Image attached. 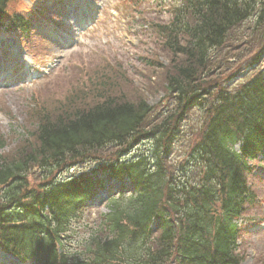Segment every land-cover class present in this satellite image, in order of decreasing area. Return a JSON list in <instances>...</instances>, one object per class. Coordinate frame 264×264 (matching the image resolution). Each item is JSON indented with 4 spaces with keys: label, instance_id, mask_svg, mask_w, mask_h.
I'll list each match as a JSON object with an SVG mask.
<instances>
[{
    "label": "trees",
    "instance_id": "16d2710c",
    "mask_svg": "<svg viewBox=\"0 0 264 264\" xmlns=\"http://www.w3.org/2000/svg\"><path fill=\"white\" fill-rule=\"evenodd\" d=\"M176 1L171 21L157 24L158 50L170 60L164 90L174 94V108L150 132L151 107L142 95L122 97L118 90L125 76L106 63L60 105L39 107L35 128L12 152L0 154L3 251L37 257L42 264H243L233 221L255 195L246 185V161L231 148L241 142L243 153L264 151L262 50L246 63L245 73L229 75V82L251 76L233 93L218 92L185 164L171 175L165 166L181 117L196 97L209 96L200 85L214 54L245 26L264 38V0ZM13 3L0 0V36L28 43L35 17L31 10L10 12ZM141 135L152 138L151 154L126 156V145ZM3 143L0 139V149ZM109 148L116 152L100 156ZM90 160L118 178L127 176L134 190L112 200L96 228L68 253L70 220L85 196L79 193L83 176L63 175ZM190 163L202 166L195 179L189 177ZM34 168L43 182L29 189L27 176ZM155 218L157 229L151 231Z\"/></svg>",
    "mask_w": 264,
    "mask_h": 264
},
{
    "label": "rangeland",
    "instance_id": "374dc122",
    "mask_svg": "<svg viewBox=\"0 0 264 264\" xmlns=\"http://www.w3.org/2000/svg\"><path fill=\"white\" fill-rule=\"evenodd\" d=\"M32 1L37 4L38 0ZM82 1L89 17L86 16L84 5L81 9L77 7L80 11L79 17L73 15L72 10L76 9L78 0H64L58 5L47 3L44 18L50 21L48 25L44 23L45 20L36 23L34 35L38 38L31 40L33 45L38 46L36 52H39L34 55L29 48L19 49L18 59H14L18 61L10 65L20 72L25 71L27 82L19 83V77L15 76V79L12 73L5 76L7 88H3L0 92V139L4 142L0 149L1 155L12 152L24 139L26 131L35 128L36 120L33 116L39 107L52 110L60 105L73 89L87 80L89 74L96 69H103L105 63L107 66H115L118 72L124 74V83H121L122 87L118 90L122 97L132 100L142 95L152 108L148 124H146L150 132H153V125L160 124L161 119L168 116L174 107L173 97L164 98V72L169 70L170 60L158 50L160 38L155 37L156 33L152 26L169 23L173 14H168V8L176 6L173 4L177 1L167 0L163 4L164 8H167L166 11L156 6L153 0ZM27 2L28 0H15V3L10 4L12 5L10 12L24 11L26 9L24 4L27 5ZM87 4L90 7H87ZM52 19H56L57 26L50 24L53 23ZM75 19L80 22L78 32L68 38V40H74L73 44L63 45L59 32L67 34V31L74 27ZM54 27H57L59 32ZM250 28L245 26L235 32L230 41L225 44L226 47L214 54L211 65L205 70L208 74L204 75V72L203 83L200 85L202 89L212 94L205 108H209L212 104L218 90L233 93L251 76L247 73L245 76L248 77L245 79L229 82V75L245 73L246 63L256 52L262 50L264 56L263 35L252 32ZM44 30L49 38L53 36L57 39L56 48L52 42L48 41L47 44L40 42V45V39L45 40ZM67 47H71V50L65 53L63 56L65 59L58 58L59 52H63ZM263 67L264 60L259 69ZM117 76L120 79V75L117 74ZM204 123L200 111L196 109L188 111L185 120L180 122L178 131L175 132V140L165 169L172 172L181 164H185L191 146L197 141ZM171 129L172 126H169L168 130ZM141 138L133 144L128 153L148 155L151 152L152 138ZM115 152L116 149L109 148L99 153H101L100 156H110L109 154ZM93 165L91 160L87 161L76 166L72 173L86 172ZM191 165H189V177L195 179V174H198L202 166L197 164L198 168L195 169L197 171H194ZM40 175L39 170L31 169L27 176L28 187L40 185L43 182ZM96 176L100 183L96 187L101 186L103 192H100L99 197L93 200V205H84V208L71 220L67 236L72 246L96 228L100 214L107 212V200L116 197L120 193V187L123 186L127 191L132 190V186L126 179L112 180L107 174L99 171ZM248 181L258 199L247 209L243 217L254 223L251 224L246 220L243 224L244 230L239 238V242L242 241L240 253L244 264H264V183L254 181L252 178ZM7 264L18 263L10 260ZM19 264L38 263L32 259Z\"/></svg>",
    "mask_w": 264,
    "mask_h": 264
}]
</instances>
